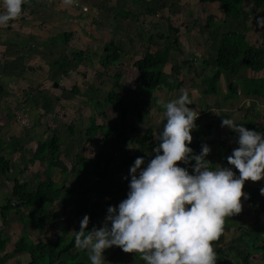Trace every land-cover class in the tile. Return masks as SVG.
Wrapping results in <instances>:
<instances>
[{
  "label": "rangeland",
  "instance_id": "obj_1",
  "mask_svg": "<svg viewBox=\"0 0 264 264\" xmlns=\"http://www.w3.org/2000/svg\"><path fill=\"white\" fill-rule=\"evenodd\" d=\"M83 2L86 5L82 6L87 8V11L84 13L87 14L82 12L81 7L76 8L77 11L81 13L79 16L66 18L59 11L57 12L56 19L59 25H57V22L53 23L51 29L52 38L50 40L45 39L46 35L43 36L45 41L44 39L42 40V35L40 33L38 34L39 36L36 37L39 38L37 41L36 38L31 40L30 35L28 36L25 33L24 37L18 42L25 45L29 44V46H33V50H38V52L40 50L43 53V57L41 61L36 62L37 59L33 62L34 58H32V56L35 51L30 48L25 49L26 55L23 57L22 63L16 66L18 72L20 74L22 72L21 75L25 76V80L18 89L10 86L11 84H15L14 80L10 85L8 84L9 92L11 95L13 94L11 98L9 97L10 99L6 98V104L9 106V109L5 110L6 107H0V121H4L0 123V134L7 138L18 135L24 142V148L19 151L20 154L18 155L20 161L18 158L16 161H13L14 170L12 169L9 175L3 177V182H5V184L7 183L6 179L9 181L17 177L22 181H27L30 189H34L38 183V174L43 173L44 167L46 166L37 162L34 166H29V170H27V173L25 172L24 175H20L19 169H23L26 165L28 166L27 160L32 157L40 140H48L53 134L61 135L67 140V137H69L67 127L72 121H74L75 125L79 128L77 132H79L80 129L89 127V118L92 113H95L96 120L99 124L109 126L114 123H120L121 111L116 105L108 104L104 108L106 112L105 116L97 114L95 110L92 112V109H90L92 107L103 108L102 98L107 97L108 93L113 89V86L117 84L114 77H111L112 79L107 78L106 74L103 73L107 71V69L103 66L100 57V55H103L107 50L105 45L113 39L116 43L120 40L125 41V46L129 48L123 55L122 62L119 64V67H123L121 68L122 78L119 82L118 90L121 92L120 95L122 96L121 98L124 105L129 109L128 121H137L141 132L146 130L147 122L156 127L155 136L162 130L163 126H161V124L166 119L165 104L170 100L178 98L182 88H187L189 90L190 97L194 103L190 105V107H199L198 110L200 115L196 120L198 121V129L208 124L212 125L213 135L208 139V142L212 143L214 152L227 156L225 154L227 151H230L232 154L233 149L236 148L233 147L229 150L231 147L230 141L226 149H217V147H220L217 142L222 139L226 133L232 130L229 127L221 126L223 116H228L233 118L237 123H242L246 118H248V120H255L256 114H259V118H256V122L264 126V97H255L245 94L243 92V85L237 83V80L235 81V85H240V103L233 100L224 101V95L227 94L226 80H222V82L219 83L220 95L222 94L223 97L217 99L215 95H204L202 90L205 86L201 83V78L199 79L197 76H194L193 73L188 74V66L182 68L183 71L179 81L181 80L183 82L179 90H171L168 87H162L157 92L149 93L148 95H146V93L144 95L142 88L135 91L139 83V74L135 68V63L142 58L146 52L148 48L147 41L150 34L161 31L167 32L168 24L171 21L172 25L180 30L178 35L179 41L182 44V51L177 54L182 56V60L186 59L192 61L195 57L196 62H199L203 54L208 55V47L211 46L214 40L211 34L212 31L204 28L208 14L213 13L220 20L225 18L219 4H206L204 7L199 3L200 0H141L138 1L139 4L136 6L133 5L132 0H83ZM164 3L167 4L165 8H163ZM253 3H255V0H245L244 5L246 8H250ZM151 9H153V11H151ZM127 10H130L132 13H138V16L130 19L127 18L125 16ZM259 11L260 16H264V10ZM75 13L76 12H72V14ZM82 13L84 15H82ZM51 20H55L54 17H51ZM189 24L194 25L191 31H188L190 26H187ZM225 24H228V26L232 24V27L230 26L232 29L237 28L241 31L244 30V26L241 22L228 21ZM253 24L254 21L250 19L247 25ZM255 27V31L247 34V40L250 45L260 47L262 44L260 29L257 27V24H255ZM64 28L67 30L63 31ZM226 30H228L227 26L222 29V31ZM67 31H72L74 36V38L70 40L69 45H65L61 41L62 35L64 36L65 33H68ZM73 31H76V34ZM86 34L92 35L95 41L87 40L84 36ZM13 37H15V35L10 33L9 38L12 39ZM129 37L134 39V43L131 45L129 44ZM89 47V54L85 53L84 56H82L84 63L78 66L81 56L78 57L76 53L83 50L85 51ZM13 48L14 47H9L7 52L11 51ZM95 52H97V56L94 55ZM0 54H2V52H0ZM177 54L170 57V63L165 67L166 73L170 74L173 72V66H176L174 61L180 58L177 57ZM56 61H60V65H55ZM28 63L29 66L27 65ZM29 67H34L35 69L30 71ZM64 73H67L68 76ZM246 74L245 71V73H241L240 76L244 77ZM247 75L254 76L255 74L249 71ZM259 75L264 77V73ZM90 85H94L95 99L93 101L83 97L86 87ZM75 86L79 87L80 94L75 92ZM27 94L31 95L30 98L26 97ZM25 99H27V101H25ZM98 101H101V105L96 104ZM203 105L205 106L204 110ZM138 106H143V110L137 113L138 115H134V109ZM24 108L28 109V117L32 123V127L28 129L23 128V125L17 120L15 114H19ZM250 109L252 112L249 113ZM11 114L14 115L12 119L10 118V116H12ZM139 115L140 117L138 118ZM3 123L5 124L3 125ZM27 135H29V137H26ZM83 136L77 134L74 148L72 149L69 147L70 152H66L67 145L62 148L60 160L68 167V170L75 164V154L81 151L86 154V156L93 158L100 153L102 155L111 154L113 159L119 157L118 151L113 147L112 143L107 144L103 141V132L100 131L97 136L98 138L91 142H87V139H85L86 137ZM134 138L136 139L137 136H134ZM80 144H82V147L78 146ZM128 150L131 152L130 154H133L135 157L143 156L144 145L141 141H135L134 144L132 143L129 145ZM150 152H147V160L151 158L149 156ZM213 161L214 164L219 163L225 165V163L218 160V158ZM124 171L125 170H123V172ZM125 177H131L129 169L123 173L119 179ZM65 179H67V177L60 168L55 171L54 180L57 183L60 184ZM87 180V182L90 183L96 181V178L88 177ZM247 182L251 185L255 183V181L252 180H248ZM68 183L70 184L71 181ZM128 191L129 189L125 190L123 197H119L118 199L120 201L124 199ZM9 197L10 196L5 195L0 197L4 199L0 200V210L7 205ZM90 197L92 201L97 198V196L93 194H91ZM242 203L243 209L240 213L226 217L228 221V223H226V229L212 242L214 247H220L226 242L229 243L228 245L230 247L236 249V251L242 250L245 246L250 253H253L255 245L252 241H249L248 245L242 242V239L239 238L240 233L238 227L242 225L247 229L250 226L253 227L250 228L253 231H258L255 226L257 219L254 208L245 204L243 200ZM63 207V202H58L55 206L54 214L58 216V219L62 216L61 211ZM26 210L28 213L27 208ZM75 210L76 206H67L65 209L67 217L62 220V223L71 221V215ZM15 213V211L7 213L10 221V225L7 226L3 221V216L0 211V237L3 236L5 238L9 235L12 244L25 235V232L22 231L21 225L19 224L18 215L15 216ZM258 220L264 232V212L260 214ZM56 223L57 222L53 223V225ZM58 233L60 234L61 231H52L50 234L45 235L47 239H51ZM26 234H29L30 237L38 236V233L34 230ZM11 250L12 245L10 248L6 249V253H9ZM109 251L110 248L106 249L105 255H108ZM255 251V253L259 255L255 256L257 261L254 260L253 264H264V259L261 258V253L258 251V248L255 249ZM135 256L137 257L136 253L125 252L121 250L119 246H114L113 255L110 257L105 256L107 260L105 264H137V262H134ZM139 256L140 254H138V257ZM231 259L233 261L235 260L233 257ZM29 261V255L23 254L6 261L7 263L4 264H27ZM88 261L82 264H88ZM72 263L78 264L74 261Z\"/></svg>",
  "mask_w": 264,
  "mask_h": 264
},
{
  "label": "trees",
  "instance_id": "obj_2",
  "mask_svg": "<svg viewBox=\"0 0 264 264\" xmlns=\"http://www.w3.org/2000/svg\"><path fill=\"white\" fill-rule=\"evenodd\" d=\"M138 1L141 0H132L133 5H138ZM199 3L204 7L206 4H219L225 16L223 20L217 18L213 13L207 16L204 28L211 30L212 37L214 38L211 46L208 47V55L203 54L199 62H196L195 57L192 61L182 60V56L177 54L182 51V44L179 41L178 35L180 30L174 27L170 21L167 32L161 31L150 34L146 52L142 58L136 61L135 68L139 74V83L135 91L142 88L144 95L145 93L148 95L149 93L157 92L162 87L179 90L183 82L181 80L179 81L183 71L182 68L188 66V74L193 73L194 76H197L199 79L201 78V83L205 86L202 90L204 95H215L217 99L223 97L222 94L220 95L219 83L222 80H226L227 94L224 95V101L233 100L240 103V85H243V92L245 94L264 97V77L259 75L264 73V27H260L258 23V19L261 17L259 10H264V0H255V3L250 8L245 7V0H200ZM25 6L26 4L23 5V11ZM165 7H167L166 3L163 4V8ZM125 16L130 19L137 17L138 13H132L130 10H127ZM250 19L254 21L253 25H247ZM228 21L241 22L244 30L232 29V24L230 25L231 27L225 24ZM255 24L260 29V39L262 41L260 47L250 45L247 40V34L256 30ZM99 25L102 26L101 24ZM194 25L189 24L187 26H190L188 31H191ZM223 26H227L228 30L222 31ZM72 38V32L65 33L64 36L62 35L61 41L65 45H69ZM85 38L89 41L93 40L92 35L86 34ZM132 43H134V39L129 37V44L131 45ZM125 45V41L120 40L116 43L114 39L105 45L107 50L103 55H100L103 66L107 69L103 73L106 74L107 78L112 79L114 77L117 84L113 86V89L108 93L107 97L102 98L103 108H90L92 112L95 110L97 114L105 116L106 112L104 108L108 104L116 105L121 111L120 123H114L109 126L99 124L96 120L95 113H92L89 118V127L80 129L79 132H77L79 128L75 125L74 121L69 123L67 127L69 137H67V140L61 135L53 134L50 139L40 140L38 142L32 157L27 160L28 166H24L19 171L21 175L29 170V166H34L37 162L44 164L46 167H44L43 173L38 174L37 186L34 189H30L27 181L23 182L17 177L10 179L12 182L11 194L8 198L7 205L0 210L3 221L7 226L10 225L7 213L15 211V216L18 215L17 218L20 221L21 229L25 232V235L19 238L14 244L11 243L9 235L5 238L3 236L0 237V264L7 263L6 261L23 254H28L30 257V261L27 264H73V261L82 264L90 260L87 250L76 247L75 232L73 230H79L80 220L85 214L91 216L89 229L93 226H101L107 214L108 206H118L120 202L118 198L123 197L125 190L129 189L131 179V177H127V179H119V177L128 169L130 170L131 165L134 164L136 159L133 154H130L131 152L128 150L129 145L134 144L135 141H141L144 145L143 156L147 161V152L153 151L158 143L155 137V126L147 122L146 130L141 132L137 121H128L129 109L124 105L122 96L120 95L121 92L118 90L119 82L122 78L121 68L123 67H119V64L122 62L123 55L129 50ZM88 50H90V47L85 51L76 53L78 57L81 56L78 62L79 64L77 63L78 66L84 63L82 56L85 53L89 54ZM176 54L180 58L174 61L176 66H173V72L170 74L166 73L165 67L170 63V57ZM94 55L97 56V52ZM2 59H0V65H2ZM246 61H249V63L245 64ZM55 65H60V61H56ZM29 70L33 71L34 67H29ZM245 71L247 74L251 71L255 75L249 76L246 74L244 77H241V73H245ZM64 74L68 76L67 73ZM236 80L240 85H235ZM93 86L90 85L87 87L83 93V97L92 101L95 99ZM74 90L80 94L78 86H75ZM5 92L4 85H0V98L5 95ZM30 96V94L26 95L27 98H30ZM100 103L101 101H98L96 104L101 105ZM204 107L203 105V110ZM142 110L143 106L136 107L134 109V115ZM250 112H252L251 109ZM28 113V109L25 108L19 114L15 113L18 121L20 120L18 118L19 116H26L27 122L29 123L28 126L23 125V128L26 129L32 127ZM13 116H10V118L12 119ZM256 118H259V114H256ZM256 118L255 120H248L246 118L242 121V124L249 129L264 132V126L259 125L256 122ZM164 123H166V119L161 126ZM196 125L192 132L194 139L190 146L199 153L203 142L208 143L212 148V143H209L208 139L213 134L212 125L208 124L201 129H198V121H196ZM100 131L104 135L103 141L107 144L112 143L113 147L117 149L119 157L113 159L111 154L102 155L100 153L93 158L86 156L81 151L75 154V164L68 170V167L60 160L63 146L67 145L66 152L68 153V151L70 152L69 149H73L75 146L74 142H76L77 134H80V136L84 135L86 137L85 139H87L86 141L91 142L98 138L97 136ZM0 136V176L3 178L12 171L13 161H15L13 157L24 148V142L18 135L9 138L7 141H3L2 134ZM134 136H137V138L135 139ZM26 137H29V135ZM237 139L238 134L234 130H231L217 142L220 146L217 149H226L230 141L231 147L229 150L233 147H238ZM78 146L82 147V144ZM225 154L228 156L231 152L227 151ZM227 156L214 152L212 149L208 158L213 163V160L218 158L225 165L231 166L227 161ZM179 163L183 164V162ZM59 168L67 177L60 184L54 180L55 171ZM122 169L125 171L123 172ZM234 170L239 174V169ZM88 177H94L96 181L89 183L87 182ZM69 181H71L70 184L68 183ZM261 187H264V179L255 181L252 185L246 181L244 191L248 195L247 197H242L243 202L255 210L257 219L255 226L258 231H253L250 229L253 227L250 226L247 229L242 225L238 227L240 233L239 238L242 239V242L248 245V242L252 241L255 245L253 253H250L245 246L242 250L236 251V249L228 245L229 243L225 242L220 247H214L217 253V264H253L254 260L257 261L255 256L259 255L255 253L257 251L255 249L257 248L261 253V258L264 259V232L258 220L260 214L264 212V194H261ZM91 194L97 196L94 201L90 197ZM14 202H22V204L14 205ZM58 202H63L64 204L61 211L62 216L59 219L54 214L55 206ZM69 205L76 206V210L71 215V221L62 223V220L67 217L65 209ZM26 208L28 209V213ZM55 222L57 223L53 225ZM226 223L228 221L225 217L222 232L226 229ZM33 230L38 233L37 237H30L29 234H26ZM52 231H61V233L56 234L51 239H47L46 235ZM11 245L12 250L6 253V249L10 248ZM120 249L122 250V248ZM113 250L114 246L110 248L109 254L105 256H112ZM136 255L137 257H134V262H137V264H145L142 256L140 255L138 257V254ZM232 257L235 259L234 261L231 259ZM88 264H92L91 260L88 261Z\"/></svg>",
  "mask_w": 264,
  "mask_h": 264
},
{
  "label": "clouds",
  "instance_id": "obj_3",
  "mask_svg": "<svg viewBox=\"0 0 264 264\" xmlns=\"http://www.w3.org/2000/svg\"><path fill=\"white\" fill-rule=\"evenodd\" d=\"M24 2L3 0L0 25L19 17ZM258 23L264 27V17ZM180 92L165 104L166 123L151 158L138 156L130 167L127 196L108 206L101 226L89 229L91 216L85 214L73 230L76 247L87 250L92 264H105V250L113 246L140 254L145 264H217L212 242L225 217L242 211L246 181L264 179V132L223 116L221 126L238 134L239 146L227 156L234 167L214 164L208 143L199 153L190 146L200 112L190 107L189 90Z\"/></svg>",
  "mask_w": 264,
  "mask_h": 264
},
{
  "label": "crops",
  "instance_id": "obj_4",
  "mask_svg": "<svg viewBox=\"0 0 264 264\" xmlns=\"http://www.w3.org/2000/svg\"><path fill=\"white\" fill-rule=\"evenodd\" d=\"M77 1H80L83 5H86L83 2V0H25L24 4H26V6L22 14L19 17L14 18L13 20H10L8 22L9 24L0 25V52H2V54H0V59H2L3 57L2 65H0V81H1L0 85H4L6 89L5 95L2 98H0V100L2 101V102L0 101V107H6L5 110L9 109L8 108L9 106H7L6 104V98L10 99L13 96V94L11 95V93L9 92L8 84L10 85L11 82L14 80L15 84L14 85L11 84L10 86L18 89L22 86L21 83L24 82L25 80V76L21 75L22 72L21 74L18 72L16 66H18L19 63H22L21 61L23 60V57L26 55L25 49L30 48L33 50L32 48L33 46L31 45L29 46V44L25 45V44L18 43L20 42V39L24 37L26 33L28 36L30 35L31 40H34L36 37L39 36L38 34L40 33L42 35V40L44 39L43 36L45 35H46L45 39L50 40L52 38L51 29H52L53 23L57 22V25H59L56 19L57 17L56 15L58 11L61 14H63L66 18H69L72 16H79L81 14L76 9L78 7H75L73 4ZM4 10L5 9L3 7V0H0V12H3ZM72 12H76V13L72 14ZM83 13L82 15L87 14V13H84V14ZM51 17H54L55 20H51ZM66 30L67 29L65 28L63 29V31H66ZM67 32L70 33L72 31H67ZM73 32H75L76 34V31H73ZM10 33H13L15 37L10 39L9 38ZM38 39L39 38H36V41ZM9 47H14V48L11 51L7 52V49H9ZM33 51H35L34 55L32 56V58H34L33 62L37 59L38 60L36 62L41 61L43 57V53L40 50L39 52L38 50H33ZM27 65L29 66V63ZM16 80L19 82H17ZM2 122L4 121H0V123ZM4 124L5 123H3V125ZM2 139L3 141L9 140V138H7L6 136L3 137ZM19 154L20 152L16 154V156L13 157L15 158V161L18 158ZM18 160L20 161L19 158ZM21 169L22 168H20L19 171ZM6 180H7V183L5 184V182H3L2 176H0V197L2 195L10 196L11 194L12 182H10L11 180L10 181H8V179ZM2 199L3 198H0V200Z\"/></svg>",
  "mask_w": 264,
  "mask_h": 264
},
{
  "label": "built area",
  "instance_id": "obj_5",
  "mask_svg": "<svg viewBox=\"0 0 264 264\" xmlns=\"http://www.w3.org/2000/svg\"><path fill=\"white\" fill-rule=\"evenodd\" d=\"M83 4L80 2V1H77V2H75L74 3V6L75 7H81V9L83 10V12H86L87 11V8L85 7V6H82ZM25 118H24V117ZM23 116H19L18 118L21 120H19L20 121V123L22 124V125H24V126H28V122H27V119H26V116L25 115H23Z\"/></svg>",
  "mask_w": 264,
  "mask_h": 264
},
{
  "label": "water",
  "instance_id": "obj_6",
  "mask_svg": "<svg viewBox=\"0 0 264 264\" xmlns=\"http://www.w3.org/2000/svg\"><path fill=\"white\" fill-rule=\"evenodd\" d=\"M248 63H249V61H246V62H245V64H248ZM13 204H14V205H20V204H22V202H14Z\"/></svg>",
  "mask_w": 264,
  "mask_h": 264
}]
</instances>
